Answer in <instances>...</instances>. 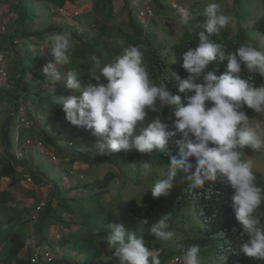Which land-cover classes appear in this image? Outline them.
Here are the masks:
<instances>
[{"label":"trees","instance_id":"1","mask_svg":"<svg viewBox=\"0 0 264 264\" xmlns=\"http://www.w3.org/2000/svg\"><path fill=\"white\" fill-rule=\"evenodd\" d=\"M125 1L127 2L125 7L129 10L131 30L121 32V38L117 39L112 37L110 29L113 25L108 23V20L114 17L113 0L96 1L97 10H94V12H101L100 14L104 15L106 23H103L104 25L100 27V31L94 37L88 36L87 38H84L82 32L77 30L74 25L65 21L49 22L47 28L42 31L34 29L38 28L36 25L38 11L41 12L40 18L45 17V22L46 20L49 21V15L60 12L67 4L78 3V7L83 10H86L85 6L88 7L89 4L82 7V3L78 0H19L17 4L18 17L15 15L11 27L15 24V21L18 24L13 32L10 29V32L3 37V42L6 38L9 41L7 43L9 46H6L5 49L9 47L11 48L10 51L15 52L18 47L16 44L18 40L36 45L51 33L67 30L72 33L73 47L71 51H74L80 62V70L77 73L83 85L89 82L91 55L95 54L100 58L102 64H107L120 55L124 48L129 45H136L140 47L143 53V66L149 72L150 78L154 81L165 80L166 86L173 94H179L183 97L184 94L178 92V87L171 74H178L181 78H187L189 75L182 67V54L189 47L195 48L199 44L198 34L200 31H194L191 25L200 23L202 31H205L203 24L206 18L202 16L203 9H189L192 12L193 19L190 21L191 25L189 27L180 23L183 32L180 34L179 40L170 39L169 41V39H166L158 41V36L154 33L153 28H157L155 25H158L155 20L156 15L160 10H165L164 0H153V3L154 1L157 3L159 11H155L153 8L155 17L151 19L147 27H144L146 24L138 19V11L130 7L131 1ZM100 3L103 5L101 11L98 9ZM104 3H107V5ZM243 6L244 3L241 0H236L237 34L229 37V33H223L221 34L223 38H220L219 35L212 37L216 43L222 45L225 51H235L241 44H249L251 29L263 36L264 43V20L258 19L251 25H246L248 20L246 14L243 13ZM167 7L171 6L168 4ZM9 16L11 15L9 14ZM122 38L124 41L121 42L120 39ZM30 59L39 70L35 71L30 66L22 65L19 69V79L13 81L15 87L13 89L9 88L14 95L17 90L25 89L30 96L28 85L23 86L30 75H33L38 82L50 86L43 71H40L48 62V59L36 57ZM226 65L227 61H214L210 63L209 70H214L217 75H220L226 71ZM241 75L256 86L264 84V77H261L258 72H243ZM101 82L107 83L104 77H101ZM92 83H96V81H92ZM53 87L55 90L53 91L51 85L49 93L43 98L48 100L46 107L47 121L53 128L58 130L57 135L52 136L46 129L38 126L40 138L35 139H42L45 143L53 145L60 157L63 156L61 145L70 146L73 152L70 157L71 164L74 165L78 161L84 160L85 165L89 167L88 171H91L92 178L89 179L87 184H78L64 194L60 182L51 181L48 176H45V182L40 181V176H38L41 175L40 169H35L32 159H19L16 153L13 152L14 143L11 132L16 126L15 117L19 111V99L22 95L12 99H15L14 107L0 131V145L1 148H4L0 151V183L7 179L11 180L12 186L19 184L24 176L18 172V168L26 167L38 185L41 186L47 183L51 186L48 204L37 221L41 235L37 246L52 247L51 245L55 244V247L69 248L75 251L78 258H80L76 264H120V261L113 257L114 250L109 248L106 240L109 234L108 223L119 220L127 230L141 234L146 241V246L149 245L153 249L159 250L161 264H171L175 258L181 257L184 252L193 246H198L201 249L205 264H264V260L251 258L240 252L242 244L248 242L250 237L235 218L231 199L234 195V189L226 178L218 177L215 182H208L197 189L190 188L187 181L178 182L167 198H154L153 196L142 200L131 198L126 200L120 207L116 205V209L111 207L113 205L106 204L105 197L116 178V173L113 170H108L104 177H100L95 169H99L103 163H109L110 166L115 163H124L131 169L136 168L139 174V163L150 161L153 164V171L147 176L141 175L138 178H133L135 182L148 188L150 193V189L156 181L166 178L167 166L170 163L169 153L172 155L178 153L175 142L183 139V134L177 133L176 136L172 137L164 152L153 150L151 153H140L133 149L127 153L121 151L110 155H102L95 147L99 138L92 135L91 130L74 126L66 121L64 112L55 100L71 95V90H68L65 84H59L58 82ZM3 92L6 91L2 90L1 93ZM188 95H194V92L188 93ZM206 107H211V102H206ZM39 108L40 106L38 111ZM243 110L248 116L250 115V109L246 106ZM170 111L169 108L165 107L163 112L159 114L149 112L143 126L146 127L149 122L159 115L162 122L168 124L169 129L172 130V121L167 119ZM139 128L138 125L136 134H139ZM189 139L194 141L195 138L190 135ZM23 146V135L20 134L17 147L22 149ZM210 146L214 145L210 144ZM190 160L195 163V157H191ZM256 176L257 184L264 187L261 175ZM79 189L87 190L89 195L70 197ZM97 190H99V193H95ZM12 193L10 190L0 192V214L7 215V220L2 221L0 224V246H3L0 252V264H18L21 253L27 248L25 240L27 219L24 216L27 213L21 212V215L14 213L15 209L10 205L13 201ZM261 210H264V205H262ZM76 211L78 216L76 221L67 218V216H75ZM165 215H170L169 226L170 230L174 232V236H179V233L185 234L183 238L182 236L177 238L180 247L171 251L161 245L167 241L156 240L150 233V228ZM144 220L147 221L146 224L142 223ZM199 220L204 222L203 227H200ZM181 221L182 224L192 225V227L182 229L181 232L178 227ZM54 228L57 229L56 233H53ZM64 230L69 231V234ZM56 254L58 253L56 252ZM54 263L62 264L57 259Z\"/></svg>","mask_w":264,"mask_h":264},{"label":"clouds","instance_id":"2","mask_svg":"<svg viewBox=\"0 0 264 264\" xmlns=\"http://www.w3.org/2000/svg\"><path fill=\"white\" fill-rule=\"evenodd\" d=\"M179 11L180 23L187 26L193 19L192 12L188 8ZM202 16L206 18L205 31L198 34V46L189 47L182 54V67L189 75L181 78L171 74L183 97L173 94L165 80L150 78L143 66V53L136 45L124 48L107 64L91 55L86 84L82 85L75 70L62 74L58 66L72 62L73 37L67 30L46 37L43 48H47L54 62L45 63L42 71L53 91V85L61 80L71 90V95L54 99L66 121L91 130L99 138L95 147L102 155L133 149L140 153L164 152L169 140L182 133L183 139L175 142L178 153H169L166 178L153 184L152 196L167 198L178 182L187 181L190 188L197 189L218 177L226 178L234 189L231 199L235 218L250 237L240 252L264 260V210H261L264 187L257 184L252 160L242 158L246 147L252 151L264 148L259 125L250 127L243 110L246 106L255 113L264 112V84L256 86L241 75L258 72L264 77V49L245 43L235 51H225L212 37L233 24L235 17L225 14L216 2L208 3ZM214 61H227L226 71L217 75L209 70ZM101 77L106 79V84L101 82ZM191 92L194 95H188ZM206 102H211V107H206ZM165 107L171 110L167 119L172 121V130L159 115L143 126L149 112L159 114ZM138 125L139 134H136ZM190 135L194 141L189 139ZM191 157H195V163ZM139 165L141 175L153 171L150 161ZM169 219L170 215H165L150 228L156 240L173 239ZM107 229V244L120 264H161L159 250L147 247L141 234L127 230L119 220L110 221ZM179 259L180 264H205L198 246L191 247Z\"/></svg>","mask_w":264,"mask_h":264},{"label":"rangeland","instance_id":"3","mask_svg":"<svg viewBox=\"0 0 264 264\" xmlns=\"http://www.w3.org/2000/svg\"><path fill=\"white\" fill-rule=\"evenodd\" d=\"M19 0H0V22L7 21L10 24V29H12V32L17 27V22L15 21V24L11 27V23L15 17L17 16V4ZM97 1V0H96ZM94 0H78V2L82 3V7L86 4H89V9L92 8L93 12L94 10H97V3ZM122 1L124 0H113L114 5V14L110 20H108V23L111 26V34L114 38H121L122 35H120L121 32L126 31L129 32L131 30L129 25V10L126 7H123ZM131 4L130 7L133 8V10H139L140 11L144 8L145 4H151L155 11L158 10L157 3L153 0L150 2L149 0H130ZM244 3L243 6V13L246 14V19L248 20L246 25H251V23L256 22L258 19L264 20V0H241ZM216 2L221 5L222 11L227 14L235 17V21L233 24H230L226 29L222 30V32L219 34L220 38H223L221 34L223 33H229V37L235 36L238 32V27L236 26V0H186L182 2L181 8H188V9H204V7L207 6L208 3ZM171 4V0H164L163 6H165V10H160V12L156 15L155 20L157 21L158 25L154 27V33L158 36L157 40L162 41L166 39H176L179 40L180 34L183 32V29H181L180 24V11H174L171 9V7H167L168 4ZM107 5V3H104ZM76 5H79L78 3ZM167 5V6H166ZM71 7L72 6H68ZM87 7V6H85ZM103 8L102 3H100L98 9L101 11ZM173 8V7H172ZM180 8V9H181ZM69 9V8H68ZM179 9V10H180ZM70 10V9H69ZM168 10V11H167ZM91 11V12H92ZM132 11V9H130ZM154 11V12H155ZM88 14V16L85 14L79 18L74 19L73 22H71L72 25L76 27L77 30L82 32V35L84 38H87L88 36L94 37L98 31H100V27L103 26L106 23L105 17L103 14H100L101 12ZM138 13V12H137ZM174 13V14H173ZM10 14L12 18L7 17V15ZM38 18L36 19V25L38 26L37 29H34L36 31H42L45 28H47L49 22H58L62 20H67L56 13L49 15V21H45V17H41V12L38 11ZM90 15V16H89ZM18 17V16H17ZM150 21H145L144 27H147L149 25ZM104 23V24H103ZM191 23L186 27H189ZM191 27H193L194 31H202L201 24L198 23L197 25L192 24ZM183 37V34H182ZM249 44H251L254 47L264 49V43H263V36L253 29L250 30L249 33ZM45 39H43L39 44H43V47L45 46ZM120 41H124L123 38L120 39ZM8 38L4 40V43L2 44V47L6 48V44L8 43ZM23 45V46H22ZM19 49V53H15L13 51H10V48L7 47L6 51L9 53L8 55V67H9V78L5 84V88H0V131L6 122L7 116L9 113H11V109L14 107L15 99L17 96H21L26 94V97L30 103L31 106L34 107L35 110L40 113V123L41 127L46 129V131L52 135H57L58 130L53 128L52 125L47 121V104L48 100L46 97L47 95L44 93V90H42V86H45V89L48 88V93L50 91L51 83L48 85H44L33 76L30 75L27 77L25 82L23 83V86L25 84L28 85V89L30 92V96L26 93L27 91L24 89L17 90L16 94L10 92L9 88L12 89L15 87L14 82L15 80L19 79V69L23 66H30L33 70L37 71L39 70L36 65H33L31 62V57H33L32 53L29 52V44L27 42H23ZM37 45L32 46L35 48ZM41 51V50H40ZM37 50L35 49V53ZM41 54V53H40ZM48 57V62H54V58L51 61V55ZM45 58V57H43ZM71 60L72 62L69 65L66 66H58L59 70L62 74L66 73L68 70H80V62L78 61L77 56L75 55L74 51H71ZM245 68V67H244ZM42 71V69H40ZM45 76V75H44ZM59 84H64V81H58ZM8 89V90H7ZM2 90H5L6 92L1 93ZM14 95V96H13ZM39 104V105H38ZM262 114L264 112H261ZM258 113H255L252 109H250V115L248 120V125L250 127H256L259 125V132L264 139V122H261L257 119ZM40 127V126H39ZM262 127V128H261ZM23 135V139L27 138H40L39 137V130L37 126L32 127L31 129H21L18 128L17 125L11 132L12 141L14 143V149L13 152L16 153V155H20L19 159L23 158H30L33 161L35 169H40V176L39 180L45 182V176L49 177L51 181H58L62 185V190H64V194L68 192L71 188L77 186L78 184H87L89 182V179L92 178V175L90 174V170L88 171L89 167L85 165L84 160H80L74 165L70 162V157L72 155V149L70 146L61 145L63 150V156H61V160L58 162H52L48 157L38 153H34L37 151H32L30 149H26L24 146L23 148L17 147V139L19 135ZM25 141V140H24ZM4 150V148H1L0 145V151ZM243 159H251L252 162H258L256 159L259 158V162L262 163V169L263 173H257L254 172L255 175H261L262 181H264V148H262L260 151H252L250 148H245L243 150L242 154ZM253 168H255L253 164ZM24 170L23 173H30L28 168L22 169ZM88 172H85V171ZM96 173L100 175V177H104L108 170H113L114 173H116V178L114 182L109 187V192L105 197V203L111 206L113 209H116L117 206H121L126 200L131 198H137L139 200H142L147 197H151V192L149 193V189L145 186L135 182L133 178H138V176H141V172L138 174V171L136 168L131 169L128 165L124 163H115L113 165H109V163H103L101 164L99 169H95ZM255 170V169H254ZM20 173V172H19ZM88 173V174H86ZM46 174V175H45ZM130 179V181H129ZM36 183V182H35ZM19 187V189H18ZM36 188L32 189L28 187L25 183L21 182L15 186H12L11 180H3L0 183V192L3 191H12V189L15 191L13 194V201L10 203V205L15 209L14 213L17 215H21V212H26L24 216H26L27 223L25 226V240L27 243V246L29 245L30 248H33V246H37V244L40 241V231L38 229V224L33 223L30 219L31 214L35 211L36 207L39 205V202L41 200V195L45 192L49 193V196L51 195V186L48 188L45 187L43 193L40 192V185L36 183ZM95 193H99V190H97ZM88 191L84 189H79L75 192V194L70 195V197H84L88 196ZM117 205V206H116ZM67 218L72 219L74 221L77 220V211L75 212V216H67ZM182 219V214H181ZM7 220V215L0 214V224L2 221ZM200 221V227H203L204 222ZM179 229L182 232V229L185 228H191L192 225L188 224H182V221L179 224ZM77 228V226H76ZM76 230V229H75ZM67 234H69V231L64 230ZM57 229L54 228L53 233H56ZM179 236H182V238L185 236L183 233H179ZM179 236H174L172 240L167 241L161 245H163L168 250H175L180 247L178 245L177 238ZM53 248L55 247V244L51 245ZM150 249H153L152 246H147ZM3 246H0V252L2 251ZM55 253L57 252L56 256L58 257L57 260H59L62 264H76L77 261H79L80 258L76 255L75 251L66 248L62 249L60 247H55ZM112 251V250H111ZM24 252V251H23ZM111 254V252H110ZM113 257L117 258L114 254ZM56 264V263H55Z\"/></svg>","mask_w":264,"mask_h":264},{"label":"built area","instance_id":"4","mask_svg":"<svg viewBox=\"0 0 264 264\" xmlns=\"http://www.w3.org/2000/svg\"><path fill=\"white\" fill-rule=\"evenodd\" d=\"M186 0H171V4L169 5L173 7L172 9L175 11H179L181 8L182 2ZM153 6L151 4H145L144 8L140 11L138 10L137 16L138 19H140L142 22L145 23V21H150L155 17V12L153 10ZM83 14L82 9H75L74 11H71L68 9L67 6H65L63 9L60 10V16L64 19L63 20L67 23L73 22L74 19L81 17ZM10 32V24L5 20L0 22V88L6 87L5 84L9 77V67H8V55L6 49H2L3 37L6 36ZM16 44L21 46L23 44V40L16 41ZM15 54V52L13 53ZM50 53L48 52L47 48H43L41 52L42 57H50ZM53 57L51 56V61ZM47 85V84H44ZM42 90H44V93L48 94V88L45 89V86H42ZM20 107L19 111L16 114L15 121L18 128L21 129H31L34 126H41L40 120V113L34 109L33 106L30 105L28 99L26 98L25 94L22 95L19 99ZM42 121V120H41ZM25 140V141H24ZM18 141V139H17ZM23 144L26 149H30L34 152L40 153L46 157H48L52 162H58L61 160V157L59 156V153L57 152V149L48 143H45L42 139H23ZM18 158L20 155H18ZM26 167L18 168V172L24 176L23 180L21 182L25 183L27 186H36L34 177L31 173H23L24 169ZM20 182V183H21ZM43 193V192H42ZM49 193L45 192L41 195V200L39 202V205L36 207L35 211L31 215V221L33 223H37L39 220L41 212L44 210L46 205L49 201ZM33 250L27 257V264H55L54 261H56L57 256L55 253L54 248L50 246H33ZM180 257L175 258L171 264H180ZM15 264V263H14Z\"/></svg>","mask_w":264,"mask_h":264},{"label":"crops","instance_id":"5","mask_svg":"<svg viewBox=\"0 0 264 264\" xmlns=\"http://www.w3.org/2000/svg\"><path fill=\"white\" fill-rule=\"evenodd\" d=\"M122 3H123V7H125L126 6V4H127V2L124 0V1H122ZM67 7L68 6H72V8L71 7H68L71 11H74L75 9H82V8H80V7H78V5H76V4H67L66 5ZM89 7V6H88ZM88 7H86V10H83L82 9V12H83V15H85V14H87V16H88V14H91L93 11V9L92 8H88ZM115 8V7H114ZM92 11V12H91ZM57 15H59L60 16V12H57L56 13ZM54 15V14H53ZM57 15H54V16H57ZM90 16V15H89ZM7 17H9V18H12L11 16H9V14L7 15ZM61 17V16H60ZM63 21V20H62ZM74 21V20H73ZM10 44V43H9ZM43 44L44 43H42L41 45H37L35 48H33L32 46H35L34 44H32V45H30L29 44V52H31L32 53V55H33V57H36V58H41V56H40V53L42 52V49H43ZM6 46H9L8 44H6ZM23 46V45H22ZM22 46H19V47H17V49L15 50V52L17 51L18 53H19V49H20V47H22ZM42 48V49H41ZM11 49V48H10ZM35 49L37 50V52L35 53ZM41 50V51H40ZM249 117V116H248ZM257 117V119L259 120V121H261V122H264V113L262 114V113H258V115L256 116ZM262 128V127H261ZM258 162H255V161H253V164H254V166H255V168H253V171L255 172H257V173H263V169H262V163L261 162H259V158L258 159H256ZM255 169V170H254ZM48 187V188H50V185H48L47 183L46 184H44V185H41V187H40V192H43L44 191V189H45V187ZM28 187H30V188H32V189H34V188H36L35 186H28ZM18 189H19V187H18ZM36 189H38V188H36ZM12 192L14 193L15 191L12 189ZM34 248V247H33ZM33 248H30L29 247V245L27 246V248L24 250V252H22L21 253V255H20V257H19V263L18 264H27V257H28V255L31 253V251L33 250Z\"/></svg>","mask_w":264,"mask_h":264},{"label":"bare ground","instance_id":"6","mask_svg":"<svg viewBox=\"0 0 264 264\" xmlns=\"http://www.w3.org/2000/svg\"><path fill=\"white\" fill-rule=\"evenodd\" d=\"M242 254V253H241Z\"/></svg>","mask_w":264,"mask_h":264}]
</instances>
